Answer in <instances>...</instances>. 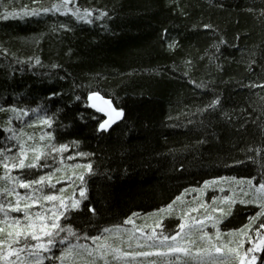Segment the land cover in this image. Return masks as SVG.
<instances>
[{
  "label": "trees",
  "instance_id": "trees-1",
  "mask_svg": "<svg viewBox=\"0 0 264 264\" xmlns=\"http://www.w3.org/2000/svg\"><path fill=\"white\" fill-rule=\"evenodd\" d=\"M53 2L40 0L37 5L32 0H4L9 11L22 5L50 7ZM75 2L81 8L102 9L109 15L100 19L97 11L91 24L59 13L0 20V106L44 105L49 114L55 112L57 116L51 129L40 124L29 127V118H24L25 122L14 120V126L37 138L42 131H52V143L70 144L67 152L53 153L55 159L49 156L42 161L49 167L20 174L36 178L51 171L55 187L45 186L37 195L56 192L71 197L76 192L78 197L79 181L72 173L84 169L70 166L92 162L93 174L85 173L88 199L83 201L82 211L74 212L70 220L61 219L62 225L71 223L79 230L80 243H92L83 239L84 232L100 235L103 228L114 225L132 229L133 224L125 223L128 217L137 226L143 217L162 213L157 210L173 201V208L165 211L174 216L154 223L162 224L166 234L177 230L184 212L200 204H205L209 213L214 207L224 208L228 214L218 226L225 234L247 223L259 210L257 205L242 204L239 201L243 197L235 194L236 203L229 208L221 191L214 201V197H205L204 190L212 184L227 183L238 191L230 179L218 178L253 176L264 163V152L256 162L247 159L249 147L264 148V121L253 122L260 115L258 105L264 104L253 93L264 96V90L247 87L264 83V15L259 12L264 0ZM4 10L0 6V12ZM60 24L72 30L60 29ZM203 24H211L214 29H203ZM164 29L168 30L166 34ZM221 39L227 43H220ZM172 41L177 45L170 50L167 45ZM214 46L219 47L215 57ZM34 56L43 66L34 61L31 65L13 63ZM253 59L256 63L249 70ZM52 64L61 67L53 69ZM21 67L23 71L18 70ZM90 88L114 98V104L125 110V117L106 133L96 132V122L88 115L94 110L74 100V95L83 96ZM53 92L62 94L51 96ZM216 95L221 97V107L230 120L219 109L211 115L198 111ZM78 111L85 113V120L79 119ZM7 118L8 114L0 113V126H7ZM4 136L0 127V146L4 145ZM73 141H79V145ZM77 151L94 155L68 159ZM56 168L61 171L56 172ZM205 181L213 183L205 186ZM177 196L181 197L178 201ZM88 205L96 209L95 214L88 211ZM190 214L203 218L205 208ZM206 223L207 231L214 233L212 223ZM153 226L145 231L151 232ZM122 234L123 241L110 236L109 242L125 251L148 250L138 249L135 240L129 248L127 233ZM149 259L155 257H136L134 264H147Z\"/></svg>",
  "mask_w": 264,
  "mask_h": 264
},
{
  "label": "snow or ice",
  "instance_id": "snow-or-ice-1",
  "mask_svg": "<svg viewBox=\"0 0 264 264\" xmlns=\"http://www.w3.org/2000/svg\"><path fill=\"white\" fill-rule=\"evenodd\" d=\"M33 4H39L40 0H32ZM71 5V6H70ZM0 6L5 10L0 12V20H8L9 18H24L28 16H39L45 13H59L65 16L71 15L76 21L93 23V17L98 11V17L103 19L109 13L105 10H95L90 8L79 7L75 0H54L50 7H29L22 5L19 9L13 8L11 11L4 4V0H0ZM220 7H223L221 4ZM249 11H257L255 8H249ZM261 15H264V7L259 8ZM186 15V13H185ZM203 29H214L211 24L201 25ZM60 29L71 31L69 25L60 24ZM167 33V29L163 30ZM238 38V37H237ZM220 43H227L221 39ZM177 45L176 41L168 43L167 47L173 50ZM215 47V52H219V47ZM7 52V49L3 50ZM42 65V61L38 56L28 57L25 62L16 60L14 64L27 63L31 65ZM190 63V61H189ZM256 61L253 59L249 65H254ZM9 68L12 65H8ZM51 68L61 67L58 64H52ZM17 69H13L16 71ZM23 71V67L18 69ZM11 75V73H9ZM187 75V73H185ZM63 79V77H62ZM195 84L196 82L193 81ZM199 87H207L200 84ZM76 87H81L77 85ZM247 87L252 89L264 90V83H251ZM62 93L53 92L51 96H58ZM260 96V100L264 101V96L260 92L253 93ZM74 100L83 104L85 109L94 110L88 115L96 122V132H108L117 121L125 117L123 107L114 104V98L102 94L97 89H89L83 96L74 95ZM255 103V102H254ZM217 109L220 114L227 119H231L227 112L221 107V97L216 95L203 108L198 109L201 113L211 115ZM260 115L253 122L264 121V104L258 105ZM0 113L8 114L6 127H3L5 133L4 145L0 146V168L3 169L0 174V181L4 182L0 187V264H134L136 257L155 259L147 260V264H264V163H260L261 171L256 175L247 177H219V180H231L238 186V191L243 197L240 199L242 204L257 205L259 210L251 217L248 222L238 228H232L223 233L219 228L225 213L223 207H214L211 213L208 212L205 204L198 205L190 211L184 212L180 222L176 225V229L172 233H167L163 229L162 224L157 222V227L152 228L151 232H145L143 228L134 224L132 217H128L125 223L133 224L132 229H123L122 225H114L112 228H103L100 235H88L83 233V239L92 241L89 243H80L81 235L79 230L74 229L71 223L61 224V219L70 220L74 212L82 211L83 201L88 199V187L85 180V173L93 174V164L89 161L86 164H74L72 168H82L84 172L77 174L75 171L72 177L79 181L78 197L73 192L71 197L58 195L56 192L46 193L42 196L37 195L45 186L55 187L53 184L54 174L49 171L45 174L38 175L36 178H25L20 174L27 169L47 168V163H42L47 157L53 153L62 154L70 148L69 143H52L55 135L52 131L43 132L37 138L28 135L14 126L13 121L25 122L28 119V126L40 124L51 129L56 123V113L49 114L44 105H38L35 108L30 106H18L10 103L7 106H0ZM31 114V116H30ZM103 114V115H100ZM35 119H32V117ZM77 116L80 120H85V113L78 111ZM247 123V120H245ZM244 125L242 124L241 127ZM264 132V128L261 129ZM26 136V139L24 138ZM72 143L79 145V141ZM247 159L256 162V157L264 152L261 147H249L247 149ZM94 155L83 151H77L70 155L86 157ZM55 159L54 156H52ZM61 162L64 157L60 156ZM241 163V161H235ZM17 174H13L14 171ZM60 172V168L55 169ZM69 177V179H72ZM59 183V181H56ZM213 181H205V186L212 184ZM18 189H24L20 192ZM64 189H59L63 192ZM188 190L185 189V192ZM223 191V188H221ZM181 197L177 196L176 200ZM215 197L213 200L215 201ZM223 202L229 208L236 203L235 190L232 196L225 195ZM172 204L166 205V208L158 209L164 212L166 209L171 210ZM50 205V206H49ZM88 211L95 214L96 209L88 205ZM199 208H205L203 218L192 217L190 212H196ZM35 209V211H33ZM19 213L22 215H13ZM220 213V216L214 215ZM133 216L136 213L132 214ZM207 222L212 223L215 232L207 231ZM258 222V226L257 223ZM160 228V231H157ZM115 229V231H113ZM127 233L128 247H132V240L136 241L138 249H148L139 251H125L121 246L114 242L110 243L109 239L115 237L121 241L124 240L122 231ZM136 233H140L137 236ZM109 234V235H104ZM75 241V242H74ZM142 241V242H141ZM248 245L245 247V245ZM63 245V247H59ZM111 257V259H109ZM131 258V259H130Z\"/></svg>",
  "mask_w": 264,
  "mask_h": 264
},
{
  "label": "rangeland",
  "instance_id": "rangeland-1",
  "mask_svg": "<svg viewBox=\"0 0 264 264\" xmlns=\"http://www.w3.org/2000/svg\"><path fill=\"white\" fill-rule=\"evenodd\" d=\"M212 185H210L206 190H204L205 191L204 192L205 197L209 196V198H213V197L216 198L218 196L216 194L217 193L219 194V192L221 191V188H223V191H221L223 193V195H230V194L234 193V190L232 189L231 184L224 183V184H218V185H213V186ZM235 194L241 195L239 193V191H236V190H235ZM196 197L192 196L191 199H194ZM236 197L237 196L235 195V198ZM171 216H174V214H171L169 211H164L162 213H153L152 215H147V216L143 217L141 219V221H139V223H136V225L141 227V228H144L143 229L144 231H145V229L149 230L151 228V226L154 225L156 220L168 218ZM153 227H157V224H155ZM145 232H150V231H145ZM127 235L128 234L125 235V238H127ZM136 235L140 236L141 234L136 233Z\"/></svg>",
  "mask_w": 264,
  "mask_h": 264
}]
</instances>
